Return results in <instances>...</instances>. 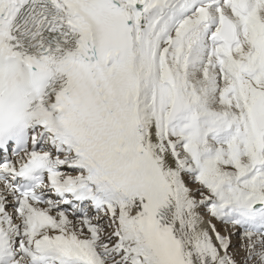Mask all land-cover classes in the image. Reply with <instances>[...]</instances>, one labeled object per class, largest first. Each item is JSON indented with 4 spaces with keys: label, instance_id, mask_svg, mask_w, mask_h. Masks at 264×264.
Wrapping results in <instances>:
<instances>
[{
    "label": "snow or ice",
    "instance_id": "snow-or-ice-1",
    "mask_svg": "<svg viewBox=\"0 0 264 264\" xmlns=\"http://www.w3.org/2000/svg\"><path fill=\"white\" fill-rule=\"evenodd\" d=\"M0 264H264V0H0Z\"/></svg>",
    "mask_w": 264,
    "mask_h": 264
}]
</instances>
